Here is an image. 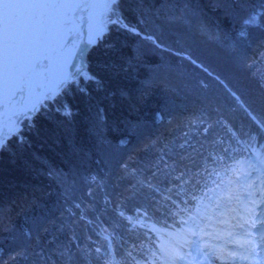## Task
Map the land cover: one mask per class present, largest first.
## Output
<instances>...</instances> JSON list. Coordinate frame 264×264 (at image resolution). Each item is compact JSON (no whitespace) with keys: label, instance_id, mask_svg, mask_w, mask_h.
Here are the masks:
<instances>
[{"label":"trees","instance_id":"1","mask_svg":"<svg viewBox=\"0 0 264 264\" xmlns=\"http://www.w3.org/2000/svg\"><path fill=\"white\" fill-rule=\"evenodd\" d=\"M114 6L151 36L108 24L81 71L0 148V264H155L157 235L123 213L165 225L215 209L234 160L264 144L242 106L264 126V0ZM171 15L184 27L162 23ZM201 74L207 91L191 82Z\"/></svg>","mask_w":264,"mask_h":264},{"label":"snow or ice","instance_id":"2","mask_svg":"<svg viewBox=\"0 0 264 264\" xmlns=\"http://www.w3.org/2000/svg\"><path fill=\"white\" fill-rule=\"evenodd\" d=\"M117 3L118 0H0V148L5 146L7 139L12 135L18 136L23 120L31 122L32 116L39 111L44 101L54 98L61 85L69 80L66 69L70 61L65 59L64 66L60 70L61 75L54 86L43 89L42 85H38L37 87L42 89L39 92L36 88H32L31 91L36 95L35 102L9 114L6 98L9 95L15 97L17 93L24 91L23 87L9 88L11 82L24 78L21 59L24 47L30 48L32 44L42 39L49 26L61 19L60 10L69 7L90 9L102 6L105 9V19L99 31H103L108 24L117 23V20L107 15L113 11V6ZM255 20L256 17L252 16L244 23L253 24ZM91 22L90 13V25ZM147 38L152 39V37ZM69 55L74 54L69 53ZM44 59L48 57L45 56ZM28 71L43 76L47 69L40 60H35L28 66ZM5 128H8L7 134ZM259 223L264 225V218H259ZM251 227L257 228V219H253Z\"/></svg>","mask_w":264,"mask_h":264},{"label":"rangeland","instance_id":"3","mask_svg":"<svg viewBox=\"0 0 264 264\" xmlns=\"http://www.w3.org/2000/svg\"><path fill=\"white\" fill-rule=\"evenodd\" d=\"M246 4H247L246 2H243L241 5L238 6L239 12L236 15H234L235 17L238 16V14H240L242 12H244V13L246 12ZM99 7L100 6H97L95 8H91L89 10V14L91 13L92 22L90 25L89 24V14H88L87 21L85 22V25H84V26H86V32H89L93 35H97L100 32L99 31L100 26L103 25L104 19H105V13L100 11ZM116 13H117L116 9L113 7V11L110 13H107V15L112 18V16H114ZM199 14L200 13H198L197 15H199ZM201 14H202V12H201ZM235 17L232 16L230 18L229 22H234ZM176 18H178V17L171 15L169 17V19L166 18L167 21L164 20L162 23L165 24L166 26H168L169 29L170 28L177 29L181 25H182L181 27H184V24L179 22L181 24L180 25L179 23H177L175 21ZM199 18H201V17H199ZM186 22L193 23L194 20L190 18L189 21L186 20ZM151 42L154 43L152 41V39H151ZM155 43L159 44L160 42H158V40H157ZM194 47L198 48L196 44L194 45ZM82 64H83L82 63V53L79 52L78 50H76L74 52V55H72V58H71L70 63L68 65L67 74H68L69 78L71 76L77 75L81 71L82 66H83ZM154 70H156V69H154ZM187 74H190V73H187ZM184 76L187 77L188 75H184ZM204 76H206V75L201 74V76L195 77L196 79L192 80L191 82L197 88L207 91V88L203 87V86H207L209 83V80L207 78H205ZM156 81L157 80H155L153 82H156ZM172 84L175 85V83H172ZM211 84H212V82H211ZM110 152L118 154V152L113 151V150H110ZM143 157L145 158V156H143ZM236 163H237V167H238V171L236 173L237 177H236V182H235V184L237 185V188L234 191V193L236 195L232 196L233 201L231 202L230 209H229V215H231V218L229 217V220H228V221H230L231 225L230 226L228 225L225 230H223V228H221V230H216L212 234H209L210 231H208L211 229V227H204V225H203V226H200L199 229L207 230V231H205V233H207L205 235L206 237H210L209 235H214V240L220 241L222 243L225 242L226 238L228 239L229 237L233 236L234 242H231L229 240L227 242H231L229 245H232L238 249L240 247V250H238L237 252L236 251H229L228 252L227 250L221 251L220 248L214 246L215 245L214 242H211L208 240H206L205 243H199L200 245L203 244L204 246L213 249V252L212 251L211 252L205 251L202 249L199 250L204 256H207V257H209V259H212V260L213 259L217 260L216 257L221 258L220 257L221 255L226 256L228 262H230L234 259L240 260L242 258V256H240V255L247 253L246 249L243 248V245L245 243L248 244V239L244 237V234L249 235V231L248 230L244 231L243 229H249V226H250L249 225L250 223L247 224V223H245V220H243V217H244L243 213L245 211H247L248 209H250L251 207H253V209L251 208V211L254 210L255 213L262 212V210H260L259 206H258L259 198H256V196H255L257 190L255 189L253 191H249L248 188L250 186H254L255 184H257L259 186V189H261L262 186H264V148L263 149H260L259 147L252 148L246 157L239 158L236 161ZM82 164H83L82 165L83 170H87L89 167V164H87L86 161L83 162ZM255 176H257L259 178H255V181L252 184H250V181L252 179H254ZM240 187H242L241 190H240ZM260 192L261 191H259V193ZM257 196H258V193H257ZM227 203H229V201ZM80 205H81V203H80ZM224 205L225 204H222L220 206V209L217 211L218 213H220L221 211H224L226 209V207L223 208ZM123 214L125 215L127 213L124 212ZM79 215L81 217L85 218V216L82 215L81 213ZM213 217L214 218H212V219H220L221 218V216H219L218 214H215V216H213ZM133 218H135L137 220L136 217H133ZM222 223H227V222H222ZM212 227L213 228H219L218 224H214V226H212ZM101 228L102 227L99 226V233L100 234L107 233L105 230H103V228L102 229ZM192 229H193V227H192ZM0 243L3 245L9 244V238L4 237L0 241ZM240 243H241V246H240ZM157 245L159 248H158V252H157V263L156 264H167L166 258L164 257L162 249L166 246H168L169 248H172V246L169 244V242H168V240H166V238H162V236H160V235H158ZM155 257H156V255H155ZM21 258H22V256H21ZM6 259L7 258H4V261ZM221 263L226 264L227 262L222 261Z\"/></svg>","mask_w":264,"mask_h":264},{"label":"water","instance_id":"4","mask_svg":"<svg viewBox=\"0 0 264 264\" xmlns=\"http://www.w3.org/2000/svg\"><path fill=\"white\" fill-rule=\"evenodd\" d=\"M87 10L76 9L75 7L67 11L64 10L61 19L49 26V30L44 34L42 39L32 44L30 48L28 46L24 47L21 57L23 60L22 68L24 69V78L11 82L9 85L10 89L23 87L24 91L17 93L15 97L9 95L6 98L5 103L8 106L9 114L14 110H21L35 102L36 95L31 91L32 88H36V91L39 92L42 89L37 87L38 85H42L43 89H47L56 84L65 61H55L56 56L59 57L66 51L65 59L70 61L72 55H69V53H73L75 47L83 54L87 44L79 39V35L83 31L84 24L87 20ZM125 26L132 30H137L131 25L125 24ZM32 48H35L34 52ZM45 56L48 59H44ZM35 60H40L47 69L43 76L39 73H31L28 71V66ZM66 71H68V66ZM251 116L254 118L252 114ZM4 131L7 134L8 128H5Z\"/></svg>","mask_w":264,"mask_h":264},{"label":"bare ground","instance_id":"5","mask_svg":"<svg viewBox=\"0 0 264 264\" xmlns=\"http://www.w3.org/2000/svg\"><path fill=\"white\" fill-rule=\"evenodd\" d=\"M70 8H72V7H69V8L60 10V14L62 15V12L64 10L67 11ZM89 10L90 9L87 10V14H89ZM99 10L102 11L103 13H105V9L102 6L99 7ZM94 36L95 35H93V34H91L89 32H86V26H84L83 31L80 32L79 39L83 40V43L88 44L90 41H92L94 39ZM32 49H33V52H34L35 48H32ZM77 49L78 48H76V50ZM65 54H66V51H64L61 56H59V57L56 56L55 57V61H64L65 58H66L65 57ZM257 198H259V200H258V206L260 207L262 205L261 207L264 210V190H263L262 193H260L257 196ZM251 208L253 209V207H251ZM253 211L254 210L251 211V214L252 215L255 213V212L253 213ZM259 213H260L259 216L256 217V218H264V212H262V213L259 212ZM253 219H255V218L252 217L251 220H253ZM142 222L148 223L147 221H142ZM258 224H259V221H257V225ZM149 229L152 230L151 227H149ZM182 230H183V228L180 225H178V226H174V227H170V228L161 227V228H158V231L157 232L154 231V230H152V231L157 235V237H158V235H160V236H162V238H166V239L171 238L172 240H174V238H176V237H181V238L184 237V236H181L182 233H183ZM183 240L186 241V244H185L184 249L186 251H189V252H196L194 254L198 258L199 261H202V262L205 261L208 264H222L221 263L222 262L221 261L222 260L221 258H217L216 257L217 260H214V259L212 260V259H209V257L204 256L203 254H200L199 251L196 248V244L191 239H189L188 237H187L186 240L185 239H183ZM243 248L246 249L247 253L240 255V256H242V258L240 260L234 259V260H232L230 262L227 261L226 264H248L250 258H252V256H253V251H252V248L245 247V245H243ZM230 251H232V250H230ZM261 264H264V263H261Z\"/></svg>","mask_w":264,"mask_h":264}]
</instances>
